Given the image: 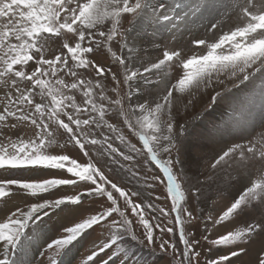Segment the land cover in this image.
<instances>
[{
    "label": "snow or ice",
    "instance_id": "1",
    "mask_svg": "<svg viewBox=\"0 0 264 264\" xmlns=\"http://www.w3.org/2000/svg\"><path fill=\"white\" fill-rule=\"evenodd\" d=\"M200 28L205 35L193 36L187 48L155 42H176ZM146 39L160 52L147 62L140 56ZM101 49L117 71L92 59ZM209 90L208 106L219 114L201 138L227 146L210 158L201 180L188 176L179 158L187 127L177 121L175 101L186 99L187 110ZM94 155L117 164L143 157L158 174L125 170L149 189L163 186V196H149L170 206L136 202L140 193L111 180ZM241 177L242 190L204 217L208 253L223 254L202 262L201 240L186 231L198 219L189 198L199 203L205 185L231 186ZM15 195L27 202L0 222V264H71L75 245L101 225L106 241L81 264H96L109 250L100 264H149L142 250L152 256L157 247L171 264H248L257 241L255 264H264V0H0V201ZM97 199L105 201L99 210L76 216ZM56 212L69 223L48 241L41 225ZM218 226L226 231L210 238ZM177 232L178 242L164 239ZM37 248L46 259H34Z\"/></svg>",
    "mask_w": 264,
    "mask_h": 264
},
{
    "label": "rangeland",
    "instance_id": "2",
    "mask_svg": "<svg viewBox=\"0 0 264 264\" xmlns=\"http://www.w3.org/2000/svg\"><path fill=\"white\" fill-rule=\"evenodd\" d=\"M205 35L204 29H194L191 35L185 34L183 37L177 38L176 42L171 41L170 37L165 36V38H156L155 42L159 43L161 46L168 45V46H177V47H184L187 48L189 46V40L193 36L203 37ZM211 39V36H209ZM114 49L118 50L119 45L117 43H113ZM142 50L140 53L141 58L147 62L149 60H154L157 56L160 55L158 49L153 47L151 40H145L143 42ZM92 59L96 60L98 63L104 65L105 67H112L113 71H117V66L111 60L110 56L101 49L95 55L92 56ZM211 90L208 93L198 95L194 100L192 105H190L187 110H184L183 105L186 103V99L180 98L179 102V115L177 117V121L180 124H186L187 133L185 134L187 139L184 140V144L181 146L179 158L182 161V166L184 171L188 176H195L198 173L200 175V179L203 180L205 176L209 174V169L207 168V163L210 158L218 153L222 148L227 146V141L221 142L218 140H211V139H202L201 137L207 133V131L212 127L211 122L213 120L218 119L219 109L215 111L209 108V101L211 97ZM79 99V97H78ZM112 122L117 123L118 127H121L124 131L125 135L132 140L133 143H137L139 147V143L136 138L130 135L127 129L123 128L122 124H120L116 119H112ZM106 131V130H105ZM109 135H113L109 133ZM114 146L119 147L121 150L127 151L124 145L120 144L119 141L113 140ZM194 144V146H193ZM98 147V146H97ZM187 147V151L185 148ZM210 149V150H209ZM69 154L77 157L78 159H84L82 155L79 153L78 149L74 147H70L68 149ZM188 152V153H187ZM173 155L175 156L176 153L174 152ZM191 158L188 159V158ZM94 160H97L98 165L105 170L106 174L109 176L111 180L116 182L118 185L123 186L126 190L130 192H139L140 195L138 197H133L136 202L144 201L145 203H156L164 207L170 206V201L165 200H154V196H149L150 192L155 193V195L163 196L165 193V189L163 186H157L154 190L147 188L145 182L140 179L131 176V174L126 171L130 165L135 166L138 168L140 172V176L143 177L147 175L151 177L152 175L158 174V169H152L148 165H145L144 158L141 156H137L136 160L133 162H125L120 160V163H113L111 162L106 156L104 157H97L93 156ZM119 159V157L117 158ZM193 161V162H192ZM123 164L124 168H121L120 165ZM180 167V166H177ZM111 171H108V169ZM151 182V181H149ZM238 182L242 183V186H237ZM246 183L244 178H239L230 182L231 186L226 183L220 182L219 186L217 184H212L210 187L205 185L204 186V196L201 198V202H197L194 198L190 197L188 201L189 208L193 211V214L198 217L196 221H193L191 225L186 226L187 232H194L195 236L194 239L201 240L200 246L197 250L201 252V261L203 262L204 258L208 255L217 256L223 254L222 252H218L213 250L211 254L208 253L209 245L204 242L201 237L205 234L204 233V226L206 221L204 217H206L209 213L216 215L220 212V210L229 203V201L236 196L240 190H242L243 185ZM70 192L71 190H66ZM64 194V193H57V195ZM54 198V197H49ZM27 201L22 195H15L11 199L4 203L0 201V208L3 209V212H0V222L3 221L5 218V214L10 213L17 207H23V205ZM105 201L103 199H97L92 202L85 201L80 213H77L76 216L78 217L82 213H92L99 210L100 205L104 204ZM175 215L174 213L172 214ZM244 218L237 220L234 224H230L227 227L230 229L234 226H239L243 223ZM69 223V220L66 218V214L56 212L51 214L50 217H46L44 223L41 225L42 235L46 234L47 240L50 241L53 238H56L59 235L60 226L66 225ZM208 226L211 227L210 222H207ZM31 232L32 229L29 228L27 230ZM40 231V230H38ZM140 229H137V234L140 233ZM226 231L224 226H218L217 229L213 230L210 235L214 237L219 233H223ZM108 237L107 229L101 225L96 226L92 230H90L81 240L79 243L75 245L74 248V255L71 261V264H81L83 260L86 259L88 255L91 254L93 250V245L100 244L101 242H105ZM178 240V232L175 236H170L168 234L164 235V239L177 241ZM39 244H44L45 240H40ZM261 247V243L259 241L254 242L252 245L250 254L245 257V261L248 264H255L256 252L258 250L257 246ZM182 248V245H179ZM256 246V247H255ZM257 248V250H255ZM40 248H37V252L34 254V259L39 261L41 258L38 255ZM143 254L148 258L149 264H171V258L165 254L160 253L157 247V252L155 255L149 256L148 250L143 249ZM111 254V250L106 253H102L99 258L96 260V264H100L101 260L107 259L108 255ZM16 254H13L12 259H15ZM18 255V254H17ZM253 255V256H252ZM0 258H3L2 249H0ZM116 264H119L117 261Z\"/></svg>",
    "mask_w": 264,
    "mask_h": 264
},
{
    "label": "bare ground",
    "instance_id": "3",
    "mask_svg": "<svg viewBox=\"0 0 264 264\" xmlns=\"http://www.w3.org/2000/svg\"><path fill=\"white\" fill-rule=\"evenodd\" d=\"M178 101H180V98H177L176 101H175L176 106L179 107V102H178ZM209 150H210V149H209ZM187 153H188V152H187ZM188 159L191 160L190 157H189ZM192 162H193V161H192ZM236 185L240 187V186H242V183H241V182H238ZM259 243H260V242H259ZM256 246H257V245H256ZM256 246H255V247H256ZM257 247H258V249L260 248L259 245H258ZM251 249H252V248H251ZM252 250H254V248H253ZM255 250H257V248H256ZM251 252H253V251H251ZM20 255H22V254H18V255L16 254V255H15V257H16L15 259H18ZM252 256H253V255H252Z\"/></svg>",
    "mask_w": 264,
    "mask_h": 264
},
{
    "label": "trees",
    "instance_id": "4",
    "mask_svg": "<svg viewBox=\"0 0 264 264\" xmlns=\"http://www.w3.org/2000/svg\"><path fill=\"white\" fill-rule=\"evenodd\" d=\"M150 168H152V169H156L153 165H151V164H147ZM176 240H177V237H176ZM177 242H178V240H177Z\"/></svg>",
    "mask_w": 264,
    "mask_h": 264
}]
</instances>
